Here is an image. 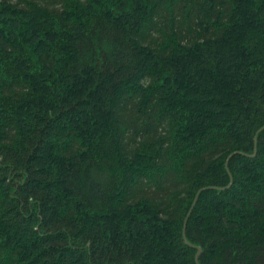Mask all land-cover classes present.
<instances>
[{
  "label": "trees",
  "instance_id": "trees-1",
  "mask_svg": "<svg viewBox=\"0 0 264 264\" xmlns=\"http://www.w3.org/2000/svg\"><path fill=\"white\" fill-rule=\"evenodd\" d=\"M0 264H264V0H0Z\"/></svg>",
  "mask_w": 264,
  "mask_h": 264
},
{
  "label": "water",
  "instance_id": "water-1",
  "mask_svg": "<svg viewBox=\"0 0 264 264\" xmlns=\"http://www.w3.org/2000/svg\"><path fill=\"white\" fill-rule=\"evenodd\" d=\"M205 189H207V188H203V189H201V190L198 192V194H197V196H196V198H195V200H194V203H193L192 209H193V207L195 206V204H196V202H197V200H198V197H199L200 192L203 191V190H205ZM192 209L190 210V212H189V214H188V217H189V215H190ZM188 217L186 218V220H185V225H184V237H185V238H186L185 229H186V225H187V219H188ZM197 248H198V253H197V255H196V261L198 262V261H199V256H200V254H201V252H202V248H201V247H197Z\"/></svg>",
  "mask_w": 264,
  "mask_h": 264
}]
</instances>
